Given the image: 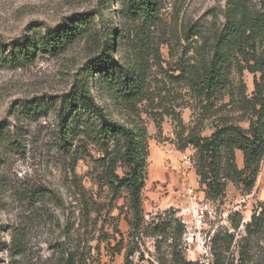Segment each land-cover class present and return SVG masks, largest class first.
Wrapping results in <instances>:
<instances>
[{"label": "rangeland", "instance_id": "374dc122", "mask_svg": "<svg viewBox=\"0 0 264 264\" xmlns=\"http://www.w3.org/2000/svg\"><path fill=\"white\" fill-rule=\"evenodd\" d=\"M102 1L0 0V39L8 43L30 28H54L74 14L88 15L93 34L99 35L107 23L109 33L120 35L115 60L143 66L142 96L123 103L94 77L91 88L112 119H136L146 130L142 220L131 228L126 190L113 194L102 185V170L93 159L100 155L97 148H88L92 157L73 162L56 145L53 114L19 121L15 116L18 103L69 90L96 54L97 42L84 37L58 56H37L24 66L0 65V131L11 129L19 141L1 146L0 243L8 244L16 231L23 232L26 243L20 256L0 250V264H59L74 252L76 264H160L162 258L172 264L174 244L183 259L211 264L212 251L201 240L193 239L190 252L182 242L179 224L189 204L187 187L211 203L205 238L215 230L214 238L223 242L229 233V247H222L226 259L237 258L239 247L247 244L251 263L264 264V233L249 236L246 231L264 204V156L251 190L230 176L223 193L210 197L198 175L195 147V140L209 137L215 127L247 129L254 119L255 84L264 80V35L248 32L260 10L258 0H152L154 17L142 9L136 16V5L129 6L128 0H106L103 24L96 15L103 11ZM226 23L234 31L222 51V81L216 96L203 101L191 90L190 79L199 76ZM229 160L242 170L239 149L223 151V167ZM124 171L118 167L116 173Z\"/></svg>", "mask_w": 264, "mask_h": 264}, {"label": "trees", "instance_id": "16d2710c", "mask_svg": "<svg viewBox=\"0 0 264 264\" xmlns=\"http://www.w3.org/2000/svg\"><path fill=\"white\" fill-rule=\"evenodd\" d=\"M128 2L129 6L136 5V16L141 9L146 16H155L156 5L152 0ZM106 5L107 1L103 0V11L96 13L102 24L105 22L103 12ZM258 5L260 10L251 21L252 29L248 32L250 35L255 31L264 35V0H258ZM90 22L87 14H74L67 18V22L54 28H46L43 31L30 28L8 43L0 39V65L24 66L30 64L37 56H58L76 40L84 37L97 42L96 54L87 60L82 72L75 77L68 91L59 96L25 100L14 106V112L18 121L53 114L56 145L59 151L69 156L73 162L84 156L92 157L88 148H97L100 155L93 159L102 170L100 173L102 185L113 194L120 189L126 190L132 212L130 226L136 229L143 214L141 196L148 156L146 130L136 119H131L130 122L112 119L104 106L96 100L91 87L94 77L112 91L116 100L129 104L142 96L146 77L141 64L120 63L115 60L114 54L120 43L118 33H109L106 23L99 35L95 32L93 34ZM233 31L234 29L226 23L214 40L211 46L212 53L203 62L199 76L190 79V88L200 100L210 101L216 96L224 70L222 51L224 46L232 41ZM253 96L254 119L249 122L247 129L238 125L223 124L215 127L209 137L195 140L199 154L197 171L201 184L205 186L206 196L221 195L225 187L224 179L230 176L237 178L246 190H251L255 186L264 156V80L261 84H255ZM18 144L19 141L11 129L0 131V155L1 146L10 147ZM230 147L242 152L241 171L234 169L230 160L225 167L222 165L223 151ZM118 167L126 168V171L119 175L116 173ZM246 231L249 236L264 233V204L258 214L251 216ZM232 237L233 235L227 233L223 242L217 237L213 239L211 264H252L247 244L239 247L237 258H225L223 248L228 249ZM176 247V244L172 247V264H197L180 257ZM0 250H6L11 257L24 254L26 243L23 232L16 231L8 244L1 242ZM76 263L77 254L74 252L67 253V257L59 264ZM160 264H167V261L162 258Z\"/></svg>", "mask_w": 264, "mask_h": 264}, {"label": "built area", "instance_id": "2783aa9c", "mask_svg": "<svg viewBox=\"0 0 264 264\" xmlns=\"http://www.w3.org/2000/svg\"><path fill=\"white\" fill-rule=\"evenodd\" d=\"M185 163H187L186 158ZM185 195L188 198L189 204L185 210L181 211L180 222L182 225V242L184 245L189 246V249L187 248L186 251L190 252L193 239L197 241L201 240L202 245L206 244L207 249L210 250L215 234L213 232L215 230H212V233L210 232L209 236L207 235L208 237L206 238L203 231L209 216L213 213L211 203L209 200L199 198L191 187H187L185 189ZM227 232H229V230ZM185 260L188 262H197L198 264H202L198 259L196 261L188 256ZM207 264H209V262H207Z\"/></svg>", "mask_w": 264, "mask_h": 264}, {"label": "crops", "instance_id": "0c3cea01", "mask_svg": "<svg viewBox=\"0 0 264 264\" xmlns=\"http://www.w3.org/2000/svg\"><path fill=\"white\" fill-rule=\"evenodd\" d=\"M157 179H160V180L162 179V180H163V179H164V177H162V175H158V176H157ZM164 180H165L164 182H166V181H167V179H164Z\"/></svg>", "mask_w": 264, "mask_h": 264}]
</instances>
